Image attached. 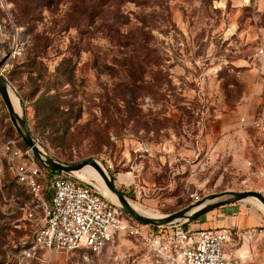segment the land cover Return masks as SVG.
<instances>
[{
    "label": "rangeland",
    "instance_id": "rangeland-1",
    "mask_svg": "<svg viewBox=\"0 0 264 264\" xmlns=\"http://www.w3.org/2000/svg\"><path fill=\"white\" fill-rule=\"evenodd\" d=\"M0 73L37 145L65 164L95 159L145 211L224 190L264 195L241 184L257 140L241 118L264 113V0H0ZM11 138L29 149L0 97V142ZM30 200L0 154V264H156L123 233L99 252L21 260L41 222L21 219ZM222 209L243 235L241 259L264 264L263 211Z\"/></svg>",
    "mask_w": 264,
    "mask_h": 264
},
{
    "label": "built area",
    "instance_id": "built-area-1",
    "mask_svg": "<svg viewBox=\"0 0 264 264\" xmlns=\"http://www.w3.org/2000/svg\"><path fill=\"white\" fill-rule=\"evenodd\" d=\"M242 124L254 128L257 135L252 156L247 160L249 173L241 181L264 188V113L260 117L241 118ZM16 183L31 196L23 220H32L41 212L32 238L23 242L18 254L30 260L42 251L99 252L120 233L141 240L156 264H246L231 249L239 248L232 227L189 228L185 223L167 227L143 225L134 221L110 201L95 185L66 173L43 168L30 149H22L17 139L0 142ZM49 176V178H48ZM43 180L48 181L45 189ZM20 219V220H21ZM33 224V223H32ZM16 227L20 228L19 223Z\"/></svg>",
    "mask_w": 264,
    "mask_h": 264
},
{
    "label": "water",
    "instance_id": "water-1",
    "mask_svg": "<svg viewBox=\"0 0 264 264\" xmlns=\"http://www.w3.org/2000/svg\"><path fill=\"white\" fill-rule=\"evenodd\" d=\"M0 97L6 107L9 119L13 127L15 128V131L17 132L19 137L22 139L26 147H28L31 150L32 154L34 155V157L37 159V161L43 168L50 170V171L66 173L75 178H78L75 175H73L74 171H78L86 165L93 167L96 170V172L99 174V176L102 178L107 189L113 195H115L118 201V203H115L113 201L112 202L116 204L117 206H119L134 221L140 224L151 225L154 227H167V226H172V225H176L179 223H186V222H190V221H193L201 217L205 213L217 207H221V206L229 205V204H235V203L244 201L249 198L256 199L262 204L264 208V195L258 191H255V190H238V191L237 190H224V191L205 195L201 197L200 199H197L196 201L186 205L185 207L177 211L171 212L169 214H164L161 216H151V215L143 214L137 211L129 203L124 193L115 186L114 182L111 180L107 172L99 165V163L95 159H87L82 162H78L74 164H65V163L57 161L51 155L46 153L43 149L41 150L39 148L40 146L37 145L29 128L27 127V124L21 112H19L15 108L11 100L9 85L7 83V80L5 79V77L2 76L1 73H0Z\"/></svg>",
    "mask_w": 264,
    "mask_h": 264
},
{
    "label": "bare ground",
    "instance_id": "bare-ground-1",
    "mask_svg": "<svg viewBox=\"0 0 264 264\" xmlns=\"http://www.w3.org/2000/svg\"><path fill=\"white\" fill-rule=\"evenodd\" d=\"M14 93L10 90V96H11V100L15 106V108L20 112V109H19V103H18V100L16 99V97L13 95ZM41 150L42 148L39 147ZM99 163V162H98ZM102 168L103 166L101 164H99ZM104 169V168H103ZM73 175H75L76 177L80 178L81 180L83 181H86V182H90V183H93L95 184L102 192L103 194H105L111 201L115 202V203H118L115 195H113L106 187V185L104 184L102 178L99 176V174L96 172V170L89 166V165H86L84 167H82L80 170L78 171H74L73 172ZM129 201V200H128ZM245 202L246 201H251L253 202L254 204H256L264 213V208L262 206V204L257 201L256 199L254 198H249V199H246L244 200ZM129 203L139 212L143 213V214H146V215H151V216H158V215H154L148 211H145L144 209L140 208L139 206H137L136 204L132 203L131 201H129Z\"/></svg>",
    "mask_w": 264,
    "mask_h": 264
},
{
    "label": "crops",
    "instance_id": "crops-1",
    "mask_svg": "<svg viewBox=\"0 0 264 264\" xmlns=\"http://www.w3.org/2000/svg\"><path fill=\"white\" fill-rule=\"evenodd\" d=\"M229 205H232V204H229ZM226 206L227 205L221 206L219 208H215L193 221L186 222L185 226L189 228H210V227L227 226L222 223L223 219L221 218L223 214L222 212L225 211L222 208ZM242 249H243V245L239 248H233L230 251L233 254V256L238 257V256H241L242 252H244L242 251Z\"/></svg>",
    "mask_w": 264,
    "mask_h": 264
}]
</instances>
